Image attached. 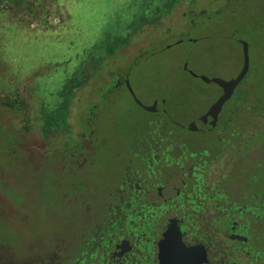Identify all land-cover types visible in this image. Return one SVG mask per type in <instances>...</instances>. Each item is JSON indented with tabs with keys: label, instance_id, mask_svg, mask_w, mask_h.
Instances as JSON below:
<instances>
[{
	"label": "rangeland",
	"instance_id": "rangeland-1",
	"mask_svg": "<svg viewBox=\"0 0 264 264\" xmlns=\"http://www.w3.org/2000/svg\"><path fill=\"white\" fill-rule=\"evenodd\" d=\"M237 39L248 55L238 87L264 105V0H21L1 10L0 95L23 86L30 121L0 106V264H88L96 230L88 226L123 166L133 164L149 116L119 88L88 107L91 86L105 83L107 70H127L141 102L162 96L182 120L216 94L215 84L182 64L198 75L233 77ZM80 61L86 78L63 89ZM88 109L96 115L83 126ZM175 132L192 147L204 143L205 135ZM261 138L254 134L251 145Z\"/></svg>",
	"mask_w": 264,
	"mask_h": 264
},
{
	"label": "flooded vegetation",
	"instance_id": "flooded-vegetation-1",
	"mask_svg": "<svg viewBox=\"0 0 264 264\" xmlns=\"http://www.w3.org/2000/svg\"><path fill=\"white\" fill-rule=\"evenodd\" d=\"M117 68L107 70L105 83L91 86L88 107L97 108L100 100L119 88L148 113L147 131L138 137L134 162L123 166L99 219L88 226V233L96 227L88 240V264H161L158 241L169 219L177 226L184 247L190 248L184 256L191 264L201 258L205 261L196 264H264V163L260 158L264 154V105L260 100L235 97L242 78L208 130L199 117L205 114L209 124L206 112L221 94L217 85L203 110L181 120L169 112L162 96L141 102L129 84V72ZM126 82L142 104L155 102V110L138 106ZM92 113L96 115L88 109L83 126H89ZM189 122H194L195 130L186 128ZM178 128L205 135L204 143L192 147L176 134ZM254 134L262 137L256 146L250 142ZM239 184L238 191L230 189ZM180 255L171 252L169 256Z\"/></svg>",
	"mask_w": 264,
	"mask_h": 264
},
{
	"label": "water",
	"instance_id": "water-1",
	"mask_svg": "<svg viewBox=\"0 0 264 264\" xmlns=\"http://www.w3.org/2000/svg\"><path fill=\"white\" fill-rule=\"evenodd\" d=\"M191 41H194L193 39H190ZM240 44V52H241V65L237 73L228 79H223L220 77H206L204 75H198L194 72L190 71L186 67V63L182 64V69L186 70L187 73L192 77H197L204 83H213L217 85L220 90L221 94L210 104L208 107V110L206 114L209 116V124L205 123V114L200 116V121L204 122V126L206 129H211L214 125V122L216 120V115L223 104V102L228 99L230 94L232 93V90L237 85V83L244 77L247 68H248V55H247V44L243 40L238 41ZM126 86L128 88L129 93L132 95L134 102L140 106L142 109L146 111H154L155 110V102H153L151 105H144L139 100H137L130 87L128 86V83L126 82ZM186 128L188 130H195L196 126L194 122H189L186 125ZM173 219H169L168 223L166 225V230L162 233V238L158 241V249H159V261L161 264H175V263H181V264H191L188 261H186L184 252H189L190 248L184 247L181 238L180 233L177 229V226L173 223ZM174 252L180 256L171 258L170 253ZM200 261H205V258H201L198 262H195L193 264L199 263Z\"/></svg>",
	"mask_w": 264,
	"mask_h": 264
},
{
	"label": "trees",
	"instance_id": "trees-1",
	"mask_svg": "<svg viewBox=\"0 0 264 264\" xmlns=\"http://www.w3.org/2000/svg\"><path fill=\"white\" fill-rule=\"evenodd\" d=\"M20 2H21V0H0V11L3 9H7L10 5H18V4H20ZM190 14L193 15L194 12H190ZM189 26H193V23H189ZM195 40H203V38L199 36ZM190 43H192V42L190 41ZM99 58L100 57H98V59ZM82 63H83V61H80V63H78L76 67H78L79 69L82 67L84 68L85 66ZM79 64H82V65L78 66ZM79 69H77L75 71H71L70 74H69V72L67 73V75H69V77L67 78L66 83L62 84L63 89H65L66 85H73L74 86V85L81 83V81H82L81 77L85 78L86 71H83V69H81L79 71ZM241 81H243V79ZM241 81L238 83V85L235 89V97L237 99H253L256 101L257 100L261 101V98L253 95L250 88L242 87V86L239 88L238 86L241 83ZM22 88H23V86L22 87H15V89L9 95H0V106L7 107L14 114L20 115V117H22L25 121H30V118L26 112L28 105H27L26 96L24 93L25 91ZM0 94H3V93H0ZM224 113L227 114L228 109H226V111ZM28 129H29V127L26 124L22 125V130L27 131ZM255 193H256V191H255ZM258 194H260V191H258Z\"/></svg>",
	"mask_w": 264,
	"mask_h": 264
}]
</instances>
